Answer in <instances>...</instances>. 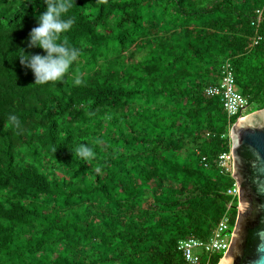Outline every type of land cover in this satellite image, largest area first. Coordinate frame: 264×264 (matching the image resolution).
<instances>
[{"label": "trees", "instance_id": "16d2710c", "mask_svg": "<svg viewBox=\"0 0 264 264\" xmlns=\"http://www.w3.org/2000/svg\"><path fill=\"white\" fill-rule=\"evenodd\" d=\"M6 3L0 264H187L179 240L208 238L229 203L235 219L217 162L238 115L204 90L228 63L247 105L264 108V0H74L59 42L81 55L43 86L18 56L43 55L28 37L46 5ZM81 143L93 158L75 154Z\"/></svg>", "mask_w": 264, "mask_h": 264}, {"label": "water", "instance_id": "95a60500", "mask_svg": "<svg viewBox=\"0 0 264 264\" xmlns=\"http://www.w3.org/2000/svg\"><path fill=\"white\" fill-rule=\"evenodd\" d=\"M229 138L238 206L229 248L218 264H264V108L238 119Z\"/></svg>", "mask_w": 264, "mask_h": 264}, {"label": "clouds", "instance_id": "9594fccd", "mask_svg": "<svg viewBox=\"0 0 264 264\" xmlns=\"http://www.w3.org/2000/svg\"><path fill=\"white\" fill-rule=\"evenodd\" d=\"M6 1L7 0H0V3L2 2V16H6V18H8L7 20L10 21V18H13V10L11 9V7L9 8ZM43 3L46 5V9L37 18L36 27H34L30 31L28 37V46L30 48H37L42 50L43 55H25L21 51V55L18 56L20 59V63L31 70L34 76V85L41 86L47 85L49 82H63L69 74L70 69L73 67L74 63L78 60L81 55V49L79 47L70 46L66 43L59 42L61 35L67 33L74 24V19L69 14V10L75 7L74 0H43ZM72 82L75 85H80L82 83L79 73L73 75ZM241 117H243V115ZM241 117H238L237 120ZM8 121L12 126L17 128H19L21 125L19 117L14 114H10L8 116ZM75 154L78 155L80 158L84 159L85 161L94 157V151L92 150V148L84 143L78 144L76 146ZM231 171L229 172L230 176ZM233 183H235L234 180ZM237 197L231 198L237 200ZM237 206L238 204L236 205V212ZM234 223L235 219L233 225L231 224V234ZM224 254L225 252L217 255H212L209 257V260H206L202 257L201 260L203 259L205 263L207 262L206 264H209L211 257L221 256L222 258Z\"/></svg>", "mask_w": 264, "mask_h": 264}, {"label": "built area", "instance_id": "2783aa9c", "mask_svg": "<svg viewBox=\"0 0 264 264\" xmlns=\"http://www.w3.org/2000/svg\"><path fill=\"white\" fill-rule=\"evenodd\" d=\"M256 14V22L258 23L263 15V12L262 10H257ZM204 93L207 97L219 98L228 117L236 115L241 117L242 112L247 106V101L237 92L235 88L232 69L228 63H224L222 65L221 76L218 83L208 86L204 90ZM217 164L222 171L229 173L231 171L230 153H222L218 157ZM226 194L232 198L237 197L238 189L235 183L227 189ZM231 210H233L232 203H229L226 206L225 212L222 214L211 232V235L207 239L200 240L195 237H188L177 243V250L180 252L186 263L198 264L202 257L209 260L210 256L227 251L231 236L232 216L229 215Z\"/></svg>", "mask_w": 264, "mask_h": 264}, {"label": "rangeland", "instance_id": "374dc122", "mask_svg": "<svg viewBox=\"0 0 264 264\" xmlns=\"http://www.w3.org/2000/svg\"><path fill=\"white\" fill-rule=\"evenodd\" d=\"M254 112L253 111V106L252 105H247L246 108L244 109V111L242 112V115H248L250 113ZM234 210H231V212H229V215L232 216ZM196 253V252H195ZM199 253V252H198Z\"/></svg>", "mask_w": 264, "mask_h": 264}]
</instances>
